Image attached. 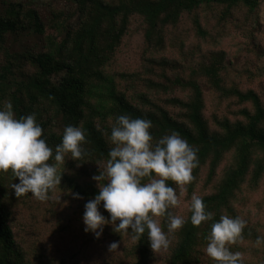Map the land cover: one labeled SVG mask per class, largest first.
<instances>
[{
  "label": "trees",
  "instance_id": "1",
  "mask_svg": "<svg viewBox=\"0 0 264 264\" xmlns=\"http://www.w3.org/2000/svg\"><path fill=\"white\" fill-rule=\"evenodd\" d=\"M63 1L69 9L50 4L43 19L30 1L0 0V105L10 100L17 117L35 112L54 150L66 125L86 135V154H65L48 200L17 197L19 178L0 171V264H216L206 238L222 214L248 222L231 250L264 264V82L252 85L263 75L250 47L262 0ZM132 35L136 68L122 60ZM121 114L150 118L154 140L176 130L199 150L190 183L167 181L187 223L158 252L147 232L84 230L85 204L99 191L92 177L106 167ZM193 193L213 220L191 222ZM157 219L168 232L167 218ZM113 241L119 249L104 253Z\"/></svg>",
  "mask_w": 264,
  "mask_h": 264
},
{
  "label": "clouds",
  "instance_id": "2",
  "mask_svg": "<svg viewBox=\"0 0 264 264\" xmlns=\"http://www.w3.org/2000/svg\"><path fill=\"white\" fill-rule=\"evenodd\" d=\"M152 127L150 118L126 114L117 117L110 136L114 146L109 150L104 171L92 177L98 182L99 191L86 202L83 222L84 230L97 238L109 224L119 233L131 230L143 236L147 232L150 247L158 252L169 247L168 233L187 223L183 215L173 212L180 204V196L167 181L180 186L190 183L194 179L193 169L199 163V150L176 130L154 140ZM44 131L35 112L17 117L10 100L0 105V171L11 169L14 177L19 178L18 183L12 184L17 197L31 193L41 201L48 200L56 186L61 185L63 171L59 165L64 162L65 154L70 152L76 160L86 154L82 126L66 125L62 142L55 150L47 142ZM51 159L55 163H50ZM73 196L82 198L78 192ZM190 210L194 225L213 220L214 213L196 193L191 196ZM157 217L167 218L168 232ZM247 223L242 216L226 214L212 223L206 238V253L216 264H245L243 254L232 251L230 245L242 238ZM261 240L264 237H258V243ZM119 246L120 241H113L108 247L112 251Z\"/></svg>",
  "mask_w": 264,
  "mask_h": 264
},
{
  "label": "rangeland",
  "instance_id": "3",
  "mask_svg": "<svg viewBox=\"0 0 264 264\" xmlns=\"http://www.w3.org/2000/svg\"><path fill=\"white\" fill-rule=\"evenodd\" d=\"M24 1H30L32 3L33 8H35L41 14L43 19H45L44 16L47 7L50 4H54L56 7H63L69 9V7H67V4H65L63 0H24ZM76 19H77V15L73 16L71 21L74 22ZM258 20H259V24L255 27V32H254L255 45L250 46L251 48L256 47V52L253 56L252 67L255 68L254 70L256 72L263 75L260 78L254 79L255 81L252 83V85L255 86L256 88H259L261 84H263L264 82V0H262L261 7L258 12ZM245 37L246 36L244 35H240L239 39L249 42L250 40L247 37L246 38ZM137 39L138 38H136V36L132 35V37L128 40L130 45H128L129 47L128 46L126 47L124 54L122 55V60L124 58L126 59V65L133 68H136L139 64L140 52L133 49V43L134 41H137ZM61 76L62 74H54L52 75V80L57 82ZM73 221L76 223V226L78 227L79 222L77 218L76 221L75 219ZM74 230L76 231L77 229L74 228ZM108 246L109 245H103L104 253L109 254L110 252H112L110 251Z\"/></svg>",
  "mask_w": 264,
  "mask_h": 264
}]
</instances>
